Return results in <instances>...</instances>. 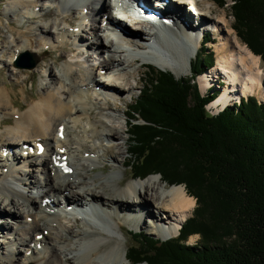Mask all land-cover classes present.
Instances as JSON below:
<instances>
[{
    "label": "bare ground",
    "instance_id": "obj_1",
    "mask_svg": "<svg viewBox=\"0 0 264 264\" xmlns=\"http://www.w3.org/2000/svg\"><path fill=\"white\" fill-rule=\"evenodd\" d=\"M141 1L152 12H159L162 15V19H158L162 20L160 21L162 25L175 28L180 35L169 31L167 34L169 40H164L169 43H164L160 37L142 27L143 21L132 17L124 7H120L121 10L113 15L111 10L113 11L115 6L118 7V1L86 0L78 5L80 11L77 12L74 3L70 0H8L5 14L8 15L10 22H16L18 25L23 22L27 25L24 31H17L10 24V37L5 41L0 40L1 50L7 51L6 54L9 55L5 65L13 67L14 58H20L23 52L22 55L30 54L37 58V55L51 48L62 50L53 63L62 60L65 64L58 72L54 71L52 65L41 64V71L47 74L48 82L41 87L43 92L38 96L28 95L30 97L27 99V108L21 112H19L20 107L16 111H6L9 105L12 106V94L0 86V114L3 115L0 117V126L8 120L4 116L14 117L11 127L0 133V169L7 168L2 175L3 178L11 176L12 172H17L23 176L19 181L25 186L48 187L47 193L53 194L52 203L56 201L53 197L62 196L61 201L57 199L55 206L63 211L73 207L82 210L85 202L89 211L101 209L122 236L124 233L120 222L123 221L124 215L136 226L150 227L158 234L171 238L178 233L180 223L190 215L195 205L194 199L185 193L181 185L165 188L159 183L158 176H151L137 184H128L133 174H124L121 171L122 177L115 184L118 188L103 185L106 181L99 182L95 176L88 173L93 168L90 170L84 168V163L95 162L98 158V155H95L96 147L89 144L90 140L99 132L102 140L107 142L101 151L108 155L113 166L117 164V167L124 168L127 162L126 155L129 154V147L123 148L127 144V137L124 134L128 136L129 130L128 124L126 122L125 125L122 124L120 118L127 116V111L116 104L114 98L130 97L135 85L142 80L140 76L144 64L151 63L150 65L153 64L158 69L170 72L174 78H178L180 72L190 65L191 56L195 57L198 51L199 45L195 40L205 33L218 37L221 35L222 38H219L220 44L215 48L216 66L212 68L210 75H207L209 70L205 73L206 76L203 74L197 78L198 89L204 93L205 90L212 88V84L220 76L225 83L208 108L214 111L221 106L219 109L222 110L230 102L248 95H258L264 101V71L260 68L259 58L246 46L240 45L235 36L230 38L228 31L222 35V27L226 28L225 10L215 17L209 15L217 11L214 5L216 1ZM96 3H101L100 10L95 8ZM84 9L88 11L86 15H83ZM139 11L147 16L146 11L140 8ZM51 12L55 15L54 20H47L44 26L37 27L38 38H33L30 35L28 22L39 17L45 18ZM64 12H71L70 16L76 22L74 26L67 24L70 19L62 15ZM100 13L102 19L106 16L109 27H101L100 19L96 24ZM87 16L90 17L91 22L89 29L94 33L93 39L86 42L82 40L80 32H84L88 27ZM70 27H72L71 31ZM124 28L129 32L124 31ZM178 37H182L185 42L182 43ZM178 39L181 42L179 44ZM85 49L92 51L87 58L83 56ZM104 53H106L105 57ZM94 54L95 62L87 65V69L81 72L80 65L86 63ZM18 59H15V62ZM103 70L105 71L101 74ZM19 73L20 71L17 72ZM212 80L214 82H210ZM89 103L93 107H90ZM82 121L88 126L83 125ZM73 128L76 131L69 133L67 129ZM69 134L70 138L66 139ZM38 143H43L46 148L42 156L34 152ZM21 145L33 146L34 153L32 155L28 153L27 157H16L9 153L8 149L21 148ZM64 163L67 166H64ZM36 164L41 165L47 174L30 181L28 177H32V171L35 170L24 172L20 168ZM13 167H18L19 169L16 168L18 171H14ZM67 167L76 173V178L73 180L65 178L72 174H65ZM107 169L110 168L103 165L102 173ZM122 187L125 188L122 190ZM12 193L15 198L0 197V229L9 226L10 230L14 231L18 227L17 219L22 217L25 220L28 218L27 221L30 222L28 224H33L31 228L36 234L30 239L25 238L21 243L26 253L30 251L28 256H17L19 250L16 253L13 248L9 251L5 250L4 242L1 241L3 250L0 253V264H51L52 262L97 264L94 256L99 253L98 251L88 253L81 259L76 254L77 244L73 247L60 245V242L56 241L54 230L61 228L70 236L106 237L103 231L79 227L76 220L73 221L72 226L66 225L62 222L66 214H54V210L43 200L35 203L36 200L30 199L21 190ZM6 207L10 209L7 210ZM42 230H48L47 235H43L42 240H36V235L42 234ZM25 232L26 230L14 231L20 239L24 237ZM44 239L51 240L48 243L49 246L51 245L50 258H53V261L44 257L46 244L40 246ZM52 241L54 243L50 244ZM105 248L106 245L103 244L99 245L97 250L103 251ZM123 259L126 260L125 255Z\"/></svg>",
    "mask_w": 264,
    "mask_h": 264
},
{
    "label": "trees",
    "instance_id": "obj_2",
    "mask_svg": "<svg viewBox=\"0 0 264 264\" xmlns=\"http://www.w3.org/2000/svg\"><path fill=\"white\" fill-rule=\"evenodd\" d=\"M231 1L235 23L242 25L238 36L264 62V0ZM203 48L190 62L194 76L213 66V55ZM145 67L151 81L127 111L133 177L159 175L170 187L183 185L196 206L173 238L131 234L138 245L129 247L126 260L264 264V105L248 96L213 115L206 104L216 94L203 97L193 80ZM191 236L198 237L194 245L187 244Z\"/></svg>",
    "mask_w": 264,
    "mask_h": 264
},
{
    "label": "rangeland",
    "instance_id": "obj_3",
    "mask_svg": "<svg viewBox=\"0 0 264 264\" xmlns=\"http://www.w3.org/2000/svg\"><path fill=\"white\" fill-rule=\"evenodd\" d=\"M167 1V0H166ZM216 1L215 7L217 9V11H215L213 14H209L211 15V17H215L218 16V14L221 15V11L225 10V20H226V28H223V32L222 35H225V33L228 31L229 37L233 38L235 36V38L238 40L239 44L242 46H246L245 43L241 40V38L238 36L237 34V27L242 29V25H237V23H235V20L233 18L232 15V1L231 0H223V2H225L224 7L220 8L219 7V2L217 0H214V2ZM86 2V1H85ZM7 3L8 0H0V40L1 41H5L7 40L8 37H10V32L11 26H13V28L15 30H22L24 31L25 26L27 24H24L23 22L18 25L16 22H10L8 15L5 14V9L7 8ZM74 4H77L76 1L72 2ZM59 6V5H58ZM75 9H77L76 11L79 12L80 11V7L75 5ZM86 9L83 10V15H86V13L84 12ZM53 11V10H52ZM51 13H48L49 15L45 16V18H35L31 21L28 22V28L30 31V35L33 36V38H38L37 37V27H42L45 24V21L47 20H54L55 15ZM71 12H64L62 15L64 17H66L69 20V24L70 26H74L76 24L75 20H73V18L70 16ZM52 14V15H51ZM54 15V16H53ZM100 14H98V19L96 20V24L99 23V19H100V26L103 27V23L104 22V18L102 19V16H100ZM116 18V17H115ZM86 23H88V27L85 28L84 32H80V35L82 37V40L84 41H88V40H92L93 39V30H90V17L88 16L86 18ZM44 20V21H43ZM119 23V22H118ZM72 27H70V31H71ZM121 29L123 30V27H121ZM93 31V32H92ZM124 31L129 32L128 30ZM83 35V36H82ZM221 38L222 36L219 35ZM218 35H210L208 36L210 43H208L207 45H205L203 48L205 49L208 53H211L213 55V63L215 61V59H217V53L215 51V48L218 47V45L220 44V40ZM70 41V40H69ZM2 46V42L0 43V86L4 87L6 89V91L10 94H12V106L8 107V109H6V111H12V110H17L18 107L19 108V112H21V110H24L25 108H27V99L28 97L32 96V97H36L39 94H41L43 92V90L41 89V87L48 82L47 79V74L46 73H42L41 71V64L42 63H46L48 65H52L53 69L55 72H58V70L64 66V61H59L57 63H53V61L55 60V58H57L61 53L62 50L61 48H51L49 51L42 53L41 55H37L36 57L38 58V63L36 64L35 68L32 70H27V69H19L15 67V59H18L19 57L14 58V65L12 66H7L5 65V62H8L9 60V55L6 54V52H3V50H1ZM247 47V46H246ZM200 48V47H199ZM24 53V52H23ZM22 53V54H23ZM92 51L89 50H84V58H87L88 55H91ZM201 53V48L198 49L196 54H200ZM2 54V56H1ZM21 54V55H22ZM20 55V56H21ZM104 57L106 56V53L103 54ZM191 61H194V56H191ZM260 60V68L264 71V62L261 60V58L259 56H257ZM94 58H96V55L94 54L93 57H89L88 61L86 63H83L82 65H80L79 69L81 72H84V70L87 69V65L89 64H93L95 61L93 60ZM17 61V60H16ZM24 63V62H23ZM149 64V63H148ZM147 64V66H148ZM151 64V63H150ZM145 65V64H144ZM153 68V74H155L156 71H165V70H161L158 69L156 66L150 65ZM213 67H205L203 69L202 72H199L197 74H195V76L193 75V72L191 70V66L187 65V67L180 72V75L178 78H175L176 80H193V82L197 85L198 87V83H197V78L200 77L201 75L207 73L209 70V72L207 73V75H210V73L213 71L212 69ZM19 74H17V72H19ZM105 70L101 71L100 73L102 74ZM148 74L147 76L145 75ZM63 74L64 76H66L64 73H60ZM193 75V77H192ZM28 76V77H27ZM206 76V74L204 75ZM202 76V77H204ZM141 79L140 82L135 85V89L133 90V92L131 93L130 97L126 96V97H122V98H114L116 102V104L121 105L122 109H125V111H127L128 107H126V104L129 106L132 104V101L136 98V96H138L139 91L144 88L146 86V84L148 82L151 81V77H152V73H150L149 69H147L145 66L143 67V71L141 73ZM63 78V77H62ZM191 78V79H190ZM214 80L216 78H213ZM199 82V80H198ZM210 82H214L213 80ZM223 82V81H222ZM217 83L214 82L212 84V88H209L207 90H205V92L203 93L201 90L198 89L199 93L201 96L205 97V96H213V94L220 93V89L223 88V86L221 88H219V86L216 85ZM30 95V96H28ZM248 96H253L256 98V100L264 105V101L258 96V95H248ZM245 97V96H242ZM247 97V96H246ZM244 99V98H243ZM239 100H234L232 102H230V104H227V106L232 107L235 103L237 105V103H239ZM238 101V102H236ZM235 102V103H233ZM233 103V104H232ZM210 104L207 103L206 104V108H208V105ZM90 107H93V105L91 103H89ZM219 105V104H218ZM226 107V106H225ZM14 108V109H13ZM218 109L214 110L212 108V112H210L213 115H217L221 109V106L217 107ZM209 109V108H208ZM3 115L0 114V117H2ZM8 118V120H6V123H3L0 126V133H3L4 130H7L11 127L12 122L14 121V117L11 116H4V118ZM122 118H120V122L122 124H124L125 122L127 123L128 121H130L129 119L126 121L125 120V116H121ZM129 117V116H128ZM137 119V118H136ZM11 121V122H10ZM83 125L88 126V124L85 121L81 122ZM125 125V124H124ZM121 126V125H120ZM125 129H127V127H125ZM69 131V133H73V131H76L75 128L71 129H67ZM72 131V132H71ZM70 134L66 137V139L70 138ZM125 137H127V144L123 147L127 149V146L129 145L128 143V136L126 134H124ZM104 139V138H103ZM92 144L93 146L96 147L95 150V155H98V158L95 159V162H91V163H84V168H87V170H90L91 168H93V170L89 171L88 173H90L91 176H95L99 182L102 181H106V183H103V185H106L107 187H112L115 188L116 187V181L119 180L122 176H121V171L124 174H130L132 175V167H131V163H132V159L130 158L129 154L126 155V158L128 159V164L130 165V167H124V168H119L117 167V164H115V166H113L112 162L109 160L108 155L104 154L101 149H103V147L107 144L106 141L102 140V137L100 135V133H97V136L94 139H91L89 144ZM20 151V150H19ZM18 166H22L21 164H16ZM106 165L107 167H109L110 169H107L105 171V173H102V166ZM18 167H13L14 171H18V169H16ZM7 168H3L0 169V197L1 199L4 198H9V196L14 197V194L12 193V191L15 190H21L24 191V194L28 197H30V199H34L35 203H38V200H45L44 198H47L46 200H48V203L50 204L51 202H53L54 200L52 199L53 194L52 193H47L48 192V187H43L40 188L39 186H34V187H28L25 186L23 184H21V182L19 181L21 178H23V176H21L19 173L17 172H12L9 177L3 178L2 175L5 174ZM16 169V170H15ZM31 169H34L35 171H32L33 176L32 177H28V179L31 181L36 180L37 178H42V176H44L45 174H47L46 170H43V167L41 165H34V166H28L25 165V167H21L20 170L27 172ZM104 172V171H103ZM51 174V173H50ZM151 176H158L159 178V183L163 184L165 188L170 187L169 185L165 184L164 182H162L160 180L159 175H151ZM142 180L139 179H134V177L132 179L128 180V184L130 183H138L139 181H146V179H148L149 177ZM66 179H74L76 178V173L72 172L71 175H67L65 177ZM183 186V185H182ZM184 187V186H183ZM118 188V187H116ZM125 188V187H124ZM123 187L121 188L122 190L124 189ZM76 189V188H75ZM74 189V190H75ZM120 189V188H119ZM77 191V189H76ZM51 196V197H50ZM15 198V197H14ZM56 199V201L54 202V204H50V208L52 210H58V208L55 206L57 203V199H59L60 201L62 200V196H56L53 197ZM6 199V201H8ZM195 201V200H194ZM20 202H22V200L20 199ZM5 205V204H4ZM196 204L194 205L191 213L189 216H187L186 218L190 217L191 214L194 211ZM6 209H10V207H6ZM6 213L8 214V212L6 211ZM109 213V212H108ZM107 213V214H108ZM105 213L102 212V210H93L91 211L90 215H83V214H78V215H68L66 214V218L62 219V222L66 225L72 226L73 225V221L75 222L76 220V224L79 227H83L86 229H91V230H99V231H103L107 236L106 237H101V236H93V237H84L82 235L79 236H70L66 233L65 230H62L61 228H57L54 230L55 232V236H56V241L60 242V245L62 246H70L73 247L75 244H77L76 246V254L77 257L83 259L85 257V255H87L88 253H97V251L99 253L95 254L94 256V260L97 262V264H125V263H129L127 260H124V255H126L127 250L129 249L130 246L132 245H138L135 241H133V239L131 238V234L133 233H139L141 231H143L146 235H149L151 237H154L155 239L164 241L169 239L170 237H164L162 234H158L155 230L151 229L150 227H145V226H136L135 224H132L129 219L127 220L126 216H122L124 219L121 223L122 225V232L124 233V235H120V233L117 231L116 227L114 226V224L112 223L110 218H107L104 216ZM65 215V214H64ZM131 217V216H130ZM129 217V218H130ZM185 218V219H186ZM32 219V218H30ZM9 220V219H8ZM28 218L25 220L22 217L17 219V229H15L14 231L16 232H21L26 230L24 237L22 239H20L18 236L15 235L13 230H10L9 226H6L4 229H0V253L2 252V248H1V241L4 242V249L8 250L10 248L14 249V252L17 253V251L19 252L17 256H21V255H30V251H28L27 253L25 252V247L21 245V243L23 242V240L26 238L30 237H34V235L36 234V232H34V230H32V226L33 224H28L30 222L27 221ZM184 222V221H183ZM182 222V223H183ZM180 223V226L181 224ZM179 226V228H180ZM134 231V232H133ZM178 232V231H177ZM48 230H42V234L40 235H36V240H42L43 235H47ZM22 233H20L21 235ZM174 236V235H173ZM177 236V234L175 235ZM174 236V237H175ZM173 238V237H171ZM198 240L197 236H191L189 237L187 244L189 245H194ZM49 241H51L50 239H44V242H42V244L40 246H44L43 243L46 244L47 249H45L44 251V257L45 258H50L52 255V251L50 249L49 246ZM54 243L53 241L50 242V244ZM106 245V248L103 251H99L97 250L99 245ZM39 247V245H38ZM52 261L54 260L53 258H50ZM51 264H55V263H51Z\"/></svg>",
    "mask_w": 264,
    "mask_h": 264
},
{
    "label": "water",
    "instance_id": "obj_4",
    "mask_svg": "<svg viewBox=\"0 0 264 264\" xmlns=\"http://www.w3.org/2000/svg\"><path fill=\"white\" fill-rule=\"evenodd\" d=\"M24 62V63H23ZM38 63V58L30 54L21 55L18 61L15 63V67L19 69L32 70Z\"/></svg>",
    "mask_w": 264,
    "mask_h": 264
},
{
    "label": "built area",
    "instance_id": "obj_5",
    "mask_svg": "<svg viewBox=\"0 0 264 264\" xmlns=\"http://www.w3.org/2000/svg\"><path fill=\"white\" fill-rule=\"evenodd\" d=\"M210 112V111H209Z\"/></svg>",
    "mask_w": 264,
    "mask_h": 264
}]
</instances>
